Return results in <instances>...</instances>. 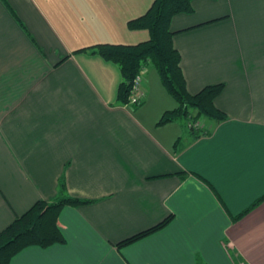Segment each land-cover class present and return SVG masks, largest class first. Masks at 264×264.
Returning <instances> with one entry per match:
<instances>
[{
  "label": "crops",
  "instance_id": "1",
  "mask_svg": "<svg viewBox=\"0 0 264 264\" xmlns=\"http://www.w3.org/2000/svg\"><path fill=\"white\" fill-rule=\"evenodd\" d=\"M152 1L0 0V230L36 200L84 201L60 210L62 243L10 264H264V200L234 220L264 194V0H193L170 20L187 90L223 83L227 118L196 139L158 124L176 101L151 64L141 103L119 104L118 65L79 50L146 40L127 21Z\"/></svg>",
  "mask_w": 264,
  "mask_h": 264
},
{
  "label": "trees",
  "instance_id": "2",
  "mask_svg": "<svg viewBox=\"0 0 264 264\" xmlns=\"http://www.w3.org/2000/svg\"><path fill=\"white\" fill-rule=\"evenodd\" d=\"M192 1L153 0L143 14L128 20V29H145L148 32V38L144 41L130 44L97 43L79 50H90L118 65L121 79L117 86L116 99L119 104L128 101L134 77L142 73L146 65L151 64L168 94L176 101V107L161 114L158 124L187 120L189 132L196 139L210 133V129L197 126L198 120L219 123L227 116L215 104V98L222 90L223 83L206 85L195 93H190L186 88L180 66V53L173 44V31L169 25L172 16L192 12ZM263 200L264 194L235 216L234 220L240 219ZM82 202L84 201L79 198L63 194L52 201L36 200L0 230V264H10L12 256L27 246L46 247L62 243L64 237L57 223L59 212L64 205ZM168 220L169 217L120 241L117 246L130 243L161 228Z\"/></svg>",
  "mask_w": 264,
  "mask_h": 264
},
{
  "label": "built area",
  "instance_id": "3",
  "mask_svg": "<svg viewBox=\"0 0 264 264\" xmlns=\"http://www.w3.org/2000/svg\"><path fill=\"white\" fill-rule=\"evenodd\" d=\"M142 73L137 74L132 82V87L126 105H139L142 101Z\"/></svg>",
  "mask_w": 264,
  "mask_h": 264
},
{
  "label": "rangeland",
  "instance_id": "4",
  "mask_svg": "<svg viewBox=\"0 0 264 264\" xmlns=\"http://www.w3.org/2000/svg\"><path fill=\"white\" fill-rule=\"evenodd\" d=\"M192 112H194L193 110H192ZM202 120V119H201ZM198 121H200V120H198ZM182 122L184 123V125L187 127V120H182Z\"/></svg>",
  "mask_w": 264,
  "mask_h": 264
},
{
  "label": "snow or ice",
  "instance_id": "5",
  "mask_svg": "<svg viewBox=\"0 0 264 264\" xmlns=\"http://www.w3.org/2000/svg\"><path fill=\"white\" fill-rule=\"evenodd\" d=\"M158 264H165V262H158Z\"/></svg>",
  "mask_w": 264,
  "mask_h": 264
}]
</instances>
